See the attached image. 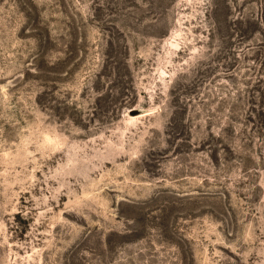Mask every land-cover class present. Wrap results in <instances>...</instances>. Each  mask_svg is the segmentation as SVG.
<instances>
[{"label":"rangeland","instance_id":"rangeland-1","mask_svg":"<svg viewBox=\"0 0 264 264\" xmlns=\"http://www.w3.org/2000/svg\"><path fill=\"white\" fill-rule=\"evenodd\" d=\"M0 264H264V0H0Z\"/></svg>","mask_w":264,"mask_h":264}]
</instances>
